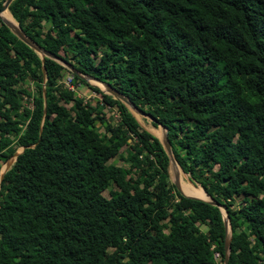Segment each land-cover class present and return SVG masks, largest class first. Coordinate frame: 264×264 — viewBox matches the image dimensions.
<instances>
[{
    "label": "trees",
    "instance_id": "1",
    "mask_svg": "<svg viewBox=\"0 0 264 264\" xmlns=\"http://www.w3.org/2000/svg\"><path fill=\"white\" fill-rule=\"evenodd\" d=\"M7 7L27 36L164 125L180 168L226 208L228 264H264V0ZM63 70L0 19V161L23 146L0 180V264L222 261L219 207L175 188L157 136L123 102L70 71L117 111L94 115Z\"/></svg>",
    "mask_w": 264,
    "mask_h": 264
},
{
    "label": "water",
    "instance_id": "2",
    "mask_svg": "<svg viewBox=\"0 0 264 264\" xmlns=\"http://www.w3.org/2000/svg\"><path fill=\"white\" fill-rule=\"evenodd\" d=\"M11 0H3L0 4V19L1 21L23 42H25L28 46H30L40 57L41 60H43L44 56L50 57L54 60H56L57 62H59L61 65L65 66L69 71L71 72H75L80 78L84 79L85 81L87 79H93L94 81H97L99 83H101V85L103 86V88L101 89L103 92L108 93L110 95H112L114 98L119 99L121 102H123L126 107H128V109L130 110H135L138 113L142 114V115H146L148 116L152 122L159 124L163 130H162V134L161 137H157L158 140L160 141L162 148L164 149L167 158H168V165L172 164V163H176L178 165V163L176 162L172 150H171V146L167 137V133H166V127L164 125H162L160 122L157 121V119L152 116L149 112L137 107L133 102H131L127 96H125L119 89H117L114 85H112L110 82L106 81V80H100L97 77L90 75V74H82L79 71H77L75 69V67H73V65L51 53L50 51L46 50L42 45H39L36 41H34L33 39H31L29 36H27L25 34V32L20 28L19 24L17 23V21L15 20V24H12L10 21H8L7 19H5L2 15L1 12L7 8L8 3ZM43 70V68H42ZM95 86H97L96 83H94ZM130 110V111H131ZM132 113V112H131ZM133 114V113H132ZM135 117V116H134ZM23 146L20 147L19 150H15L12 155L9 157H12V160L9 162V160L6 162L5 166L2 168V170H0V180L2 177L3 172L10 166V164L13 162V160L15 159V156L17 155L18 152H20L22 150ZM179 166V165H178ZM180 168V166H179ZM181 169V168H180ZM181 171H183L181 169ZM184 172V171H183ZM188 174V173H187ZM189 176V174H188ZM188 180L192 183H197L194 180H192L190 177H188ZM172 183L174 184L175 188L183 195L185 196H189V197H194V198H199L202 200H206L212 204H215L219 207L221 214H222V218H223V226H224V239H223V257H222V264H228L227 261V257H228V252H229V238H230V225H229V220H228V216H227V212H226V208L224 206V204L218 203L216 200H214L203 188L200 184H198L203 192L205 193V197H201V196H197V195H192V194H187L184 193L181 190L180 187V183H179V178L176 172H174V178L172 180Z\"/></svg>",
    "mask_w": 264,
    "mask_h": 264
},
{
    "label": "rangeland",
    "instance_id": "3",
    "mask_svg": "<svg viewBox=\"0 0 264 264\" xmlns=\"http://www.w3.org/2000/svg\"><path fill=\"white\" fill-rule=\"evenodd\" d=\"M61 82L63 83V85L66 88L71 89L74 92L75 95H77L79 97H82V99L84 101H88L91 104H95L96 103V109L94 111V115H99V114L102 113L105 116H111L112 118H116L117 117V111H116V108H115L114 105L105 104L104 101L101 99L100 93L98 91H95L88 84L83 83L79 79L73 78L72 77V73L66 67H65V70H63L62 77H61ZM86 82L91 84V85H94V83H96L97 87H99V89L103 88V86L100 85V83L98 84L93 79H87ZM66 105H69V104H66ZM131 112L135 116V118L138 121L140 127L147 129L148 131H150L152 134H154L155 136H157L159 138L161 137L162 132H159V134L156 135L155 134V129H154V128L159 127L160 126L159 124H157V123L152 124V121H151V119L148 116L142 115V114L138 113L137 111H135L133 109L131 110ZM20 147L21 146H16L15 150L16 151L19 150ZM8 160L10 162L12 160V157L11 158H7L5 161H0V170H2V168L5 166V164H6V162ZM112 160L113 161H117V162L121 161V159L119 157H117V156H116V158H113ZM167 171H168V177H169L170 181L172 182V180L174 178V172H176L173 164L167 165ZM184 174H185L184 180L188 181V177L189 176H188L187 172H184ZM190 183L192 185H194V186H199L197 183H192V182H190ZM102 193L104 195H107L106 190H103ZM248 196L254 197L253 192H249ZM236 200H238V196L236 197ZM217 262L222 264V261L219 260V256H217Z\"/></svg>",
    "mask_w": 264,
    "mask_h": 264
},
{
    "label": "bare ground",
    "instance_id": "4",
    "mask_svg": "<svg viewBox=\"0 0 264 264\" xmlns=\"http://www.w3.org/2000/svg\"><path fill=\"white\" fill-rule=\"evenodd\" d=\"M1 15L7 19L8 21H10L12 24H15V19L12 17V15L8 12V9L5 8L2 12ZM97 82V81H96ZM99 84V82H97ZM101 85V83H100ZM155 129V134L158 135L159 132H162L163 128L161 126L154 128ZM177 174H178V178H179V183L181 187V190L184 193L187 194H192V195H197V196H201V197H205V193L203 192L202 188L200 186H194L192 185L189 180H184L185 174L183 171H181V169L179 168V166L176 163H172Z\"/></svg>",
    "mask_w": 264,
    "mask_h": 264
},
{
    "label": "built area",
    "instance_id": "5",
    "mask_svg": "<svg viewBox=\"0 0 264 264\" xmlns=\"http://www.w3.org/2000/svg\"><path fill=\"white\" fill-rule=\"evenodd\" d=\"M217 256H218V252L214 251L213 252V257L215 258V260L217 261ZM216 264H220L219 262H217Z\"/></svg>",
    "mask_w": 264,
    "mask_h": 264
}]
</instances>
